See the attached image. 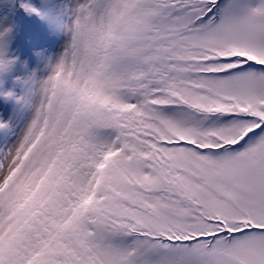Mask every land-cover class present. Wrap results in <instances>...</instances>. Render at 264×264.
Masks as SVG:
<instances>
[{"label": "snow or ice", "instance_id": "1", "mask_svg": "<svg viewBox=\"0 0 264 264\" xmlns=\"http://www.w3.org/2000/svg\"><path fill=\"white\" fill-rule=\"evenodd\" d=\"M72 15L51 73L16 78L30 118H0V264H264V0Z\"/></svg>", "mask_w": 264, "mask_h": 264}, {"label": "rangeland", "instance_id": "2", "mask_svg": "<svg viewBox=\"0 0 264 264\" xmlns=\"http://www.w3.org/2000/svg\"><path fill=\"white\" fill-rule=\"evenodd\" d=\"M41 10L40 14L20 7V0H0V17H7L11 25L8 56L15 58L10 71L0 76V118L12 117L16 130L24 126L31 116V109L21 105L16 95L22 92L17 77H47L63 53L71 33L58 26V21L70 25L73 9L81 0H30ZM12 92V96L3 93ZM14 138V137H13Z\"/></svg>", "mask_w": 264, "mask_h": 264}]
</instances>
